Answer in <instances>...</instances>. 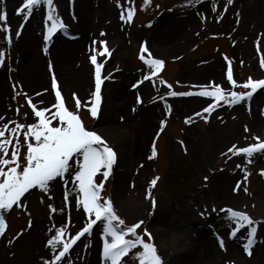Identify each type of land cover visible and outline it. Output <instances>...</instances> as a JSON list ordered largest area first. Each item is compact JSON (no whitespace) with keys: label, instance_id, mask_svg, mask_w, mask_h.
I'll return each mask as SVG.
<instances>
[{"label":"rangeland","instance_id":"1","mask_svg":"<svg viewBox=\"0 0 264 264\" xmlns=\"http://www.w3.org/2000/svg\"><path fill=\"white\" fill-rule=\"evenodd\" d=\"M257 2L54 0L66 28L45 41L46 7H35L25 21L26 9L17 13L23 0H0V12L7 15L6 21H0V29L10 26L9 32L0 30V52L4 53L0 63V128L7 123L6 137L12 139L10 129L15 124L38 122L32 105L37 110L48 107L55 111L54 74L66 107L79 115L86 129L102 133L116 152L107 179L103 169L94 177L97 184L103 182L101 197L112 200L125 225L144 222L137 233L145 241L148 236L144 230L151 233L163 264H207L214 260L215 264H264V152L249 158L228 151L233 145L239 148L257 143V136L264 140V89H258L250 100L231 106L220 101L211 113L203 109L215 105V99L195 94L212 90L214 85L226 93L250 91L227 81L229 64L238 85L249 77L264 79L259 62L264 57V16L259 19ZM129 9H135L131 21L126 17ZM101 40L107 42L111 55L97 56V62L103 64L102 103L97 117H92L89 109L94 99L95 66L89 57L93 49L102 50L99 43L93 44ZM76 41L79 57L89 66L83 80L77 78L72 65L78 55L57 59L62 45ZM144 44L151 58L164 62L151 80L143 79L152 72L139 58ZM29 61L33 62L27 69ZM32 73L41 75V86L32 85ZM120 90L128 96L126 100ZM171 92L194 94L172 96ZM76 99L81 102L79 109ZM109 112L113 122L107 126L109 131H102ZM161 121L165 122L163 131ZM53 126H58L57 121ZM17 135L23 165V130ZM29 142L35 143L33 138ZM7 158H11V146ZM156 177L159 179L153 187L150 182ZM237 184L240 188L234 191ZM77 186L72 176L57 178L50 182L48 192L34 188L22 198L23 207L14 206L3 213L7 228L0 237V264H45L58 254V249L47 245L56 228L66 226L68 239L88 219L82 205L76 203ZM50 204L55 212L49 209ZM228 208L261 222L255 225L251 256L243 250L246 228L236 237L230 236L236 224L220 211ZM103 240L101 227H94L58 264H105ZM139 251L137 247L132 253ZM123 261L138 264L131 253Z\"/></svg>","mask_w":264,"mask_h":264},{"label":"snow or ice","instance_id":"2","mask_svg":"<svg viewBox=\"0 0 264 264\" xmlns=\"http://www.w3.org/2000/svg\"><path fill=\"white\" fill-rule=\"evenodd\" d=\"M227 2L231 4L232 0H227ZM145 3L149 4L150 0H145ZM37 6L47 8L45 21L46 34L44 35V40L47 41L56 31L65 29L66 25L57 14L54 0H23V7L17 9V13L20 14L26 9L24 19L27 21ZM134 11L135 9H129L127 11L126 17L128 21L132 20ZM124 18L125 15L122 14L121 19ZM6 20V12H0V21ZM48 22H51L50 26H47ZM22 27L23 25H21V29ZM0 30L9 32L10 26ZM16 34L20 35V31H17ZM101 35L103 36L104 33H101ZM5 39L11 43L9 36L6 35ZM97 43L102 46V50L93 49L89 57L91 63L95 66V90L92 93L94 99L89 109L92 117H97L102 103L101 86L103 79L101 70L103 64L97 62V56L111 55L106 41H93L94 45ZM257 50H259L258 42ZM144 53H147L149 58L146 59ZM3 58L4 53L0 52V63H3ZM139 58L152 69L151 75H145L144 80H151L152 76L156 75L164 63L162 60L151 58V53L146 44L141 46V55ZM259 62L260 66L264 68V57H261ZM226 78L227 81L231 82L233 87L238 86L250 91H229L226 93L225 89L220 85L210 86L212 90H201L195 94L201 97H213L216 101L215 105L209 104L205 107L203 109L204 113H211L214 107L219 106L220 101H224L231 106L241 101L250 100L258 89H264V79L254 80L251 77L238 85L237 81L233 78V71L230 64L227 69ZM51 87L55 90L56 103L52 105V109H55V111H52L48 107H42L37 110L36 106L32 105L34 116L38 118V122L15 124L10 129L12 139H15L14 145L12 139L6 137V132L9 131L8 124L5 123L0 128V235H4L7 228L5 216L2 213L9 212L14 206L23 207L22 198L26 193L34 188H39L42 192H48L50 182L57 178L72 176L74 182L78 185L76 190V203L77 205H82L83 211L87 214L88 219L84 226L74 236H70L68 239H65V233L67 232L66 226L56 228L55 234L47 240V245L53 250L58 249V254L53 259L45 261V264H58V262L62 261L70 253L73 245L77 241H80L86 234L91 233L94 227H101L104 237L102 254L105 264H124L123 258L130 253L134 255L138 264H163L157 245L151 242V233L147 232V229L144 230V235L148 236V241H145L143 236L137 233V229L141 228L144 222L139 221L130 226L125 225L124 221L117 215L112 200L101 197L103 182L97 184L94 177L103 169L102 174L105 180L107 179L115 163L116 152L108 146L102 133L86 129L79 115L66 107L54 74ZM193 94L192 92L169 93L172 96H190ZM73 95L75 97V94ZM137 102H141L139 97L137 98ZM28 103L31 105V100ZM80 106L81 102L79 99H76L77 109ZM17 111L19 110L17 109ZM46 113L49 115H46ZM25 115L27 116V113ZM196 115L199 116L201 113H196ZM2 119L3 117H0V120ZM53 121H57L58 126H53ZM164 124L165 122L161 121V131H163ZM21 130H23L26 145L25 163L23 165L20 163L21 145L17 135ZM245 131H248L247 127H245ZM29 138H33L35 143L29 142ZM255 139L258 141L257 143L239 148L233 145L228 151L234 155L245 154L249 158L255 153L264 152V140L259 136ZM10 146L11 158L9 159L7 157ZM152 155H156L155 146H153ZM249 163H251V159H249ZM73 164L76 165L75 168H73ZM237 167H240V165H237ZM248 175V173L245 174V180ZM261 175H264V170L261 171ZM158 179V177L152 179L150 182L151 186L154 187ZM239 188L240 185L237 184L234 191H238ZM64 199L67 201L68 197L65 196ZM152 203L154 207V199ZM49 209L52 212L56 211L51 204L49 205ZM213 211H216V209L214 208ZM220 211L226 213V220L235 222L236 224V228L230 232L231 237H236L240 229L246 228L247 242L243 244V250L247 255L251 256V249L257 233V227L255 225L261 222L254 221L247 213L232 208L221 209ZM29 227H31V221H29ZM128 236L133 238L128 239ZM137 247L141 251L132 253V250ZM220 247L222 249L224 248L222 238H220Z\"/></svg>","mask_w":264,"mask_h":264},{"label":"bare ground","instance_id":"3","mask_svg":"<svg viewBox=\"0 0 264 264\" xmlns=\"http://www.w3.org/2000/svg\"><path fill=\"white\" fill-rule=\"evenodd\" d=\"M255 9L258 10V14H259L258 17H259V19L260 20H263L262 17L264 16V0H258ZM80 40H82V38ZM77 42L78 41H76L75 44H68L67 43V44L62 45V47L59 49V54H58L57 59L64 60L65 58L68 59L69 57H72L74 55L77 56L78 53H79V49H80V47L77 45ZM27 50L30 51V48H28ZM76 58H74L72 65H74L75 68L77 69V78L83 80L86 77V75H88L89 66H88L87 63H85L83 60H81V58L79 57V55ZM32 62L29 61L27 63V65H28L27 69H29V66L31 65ZM31 77L33 79L32 85L34 84V86H35V84H39V86H41L40 84L44 82L43 79H42V77H41V75H37L36 73L35 74L32 73ZM34 86H32V87H34ZM120 93H121V98H123V99L126 100V98L128 96H126V94L124 93V91L123 90H120ZM116 97L118 98L119 96L116 95ZM112 122H113V118H112V115L109 112L107 114V116H106V123H105L106 125H105V127H104V129L102 131H106V130L109 131V128L107 126H110L112 124ZM202 249L205 250L204 246H202ZM207 264H215V260L213 262L210 261Z\"/></svg>","mask_w":264,"mask_h":264},{"label":"water","instance_id":"4","mask_svg":"<svg viewBox=\"0 0 264 264\" xmlns=\"http://www.w3.org/2000/svg\"><path fill=\"white\" fill-rule=\"evenodd\" d=\"M1 236V235H0Z\"/></svg>","mask_w":264,"mask_h":264}]
</instances>
